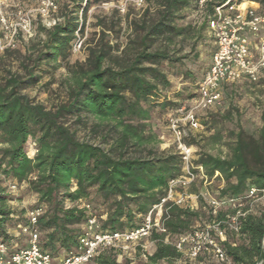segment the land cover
I'll use <instances>...</instances> for the list:
<instances>
[{"label": "trees", "instance_id": "obj_1", "mask_svg": "<svg viewBox=\"0 0 264 264\" xmlns=\"http://www.w3.org/2000/svg\"><path fill=\"white\" fill-rule=\"evenodd\" d=\"M99 1L67 0L61 22L42 29L44 39L33 61L35 67L41 62H66L74 34L82 27L78 13L85 19L89 5ZM146 1L152 3L154 15L148 20L149 10L146 9L141 18L134 21L135 53L126 56L122 51V56L113 57V49L105 41V31L101 30L96 43L86 47L85 62L75 64L78 66L75 70L68 67L73 79L65 104L46 110L22 95L20 91L25 82L37 78L25 68L28 80L8 72L0 87V145L3 146L0 172L11 184L16 187L25 184L28 191L37 196L31 211L43 210L36 223L39 247L54 261L76 251L91 216L96 218L101 232H124L139 227L150 209L165 196L167 182L181 174L180 156L157 152L150 146L154 137L145 135L151 110L165 109L170 104L163 94L169 83L157 66L164 62L177 63L180 59H173L167 51H151L150 48L157 39L169 44L191 30L190 26L185 29L175 24L177 14L183 9L199 12L202 17L199 27L207 29L214 7L221 2L207 0L200 9L199 0ZM242 1L237 0L238 4ZM66 116L74 117L78 123L84 118L96 119L94 132L102 124L108 125L100 136V141L107 143L108 148L79 141L60 124ZM261 122L257 138L242 131L234 134L227 157L202 153L192 162L193 172L199 174L198 168H201V180L206 182L217 176L223 181L218 200L243 198L250 186L264 188V115ZM31 142H35L37 150L33 159L26 154ZM81 201L85 202L84 207L79 206ZM6 202L8 197L0 193V240L11 249L14 238L7 232L8 224L18 225L19 222L23 228L28 222L18 220ZM99 207H103V211H99ZM166 207L163 227L172 239L193 229V223L199 219L198 209L170 204ZM231 213L221 209L212 216L208 209L210 220H221ZM263 235L264 210L255 209L240 219L238 235L229 233L222 247L232 264H255L264 258ZM150 238L154 251L146 256L143 264L172 263L181 258L171 244L163 242V235L153 232ZM59 252L64 256L56 258ZM117 255L113 249H106L90 262L130 264L129 261L119 263Z\"/></svg>", "mask_w": 264, "mask_h": 264}, {"label": "rangeland", "instance_id": "obj_2", "mask_svg": "<svg viewBox=\"0 0 264 264\" xmlns=\"http://www.w3.org/2000/svg\"><path fill=\"white\" fill-rule=\"evenodd\" d=\"M58 6L57 17L61 19L63 7L67 0H55ZM124 0H101L98 3L89 5L85 19L82 13H78V21L81 31L75 33L82 41V46L78 51H74L75 40L72 43L71 51L66 62L57 60L56 62H41L39 66H34L33 61L40 43L44 39L42 29L46 27V21H41L36 14L39 0H0L1 12L5 16L7 29L0 25V40L9 37L18 24L19 15H28L31 19V32L29 35L17 32L9 43L4 40L6 46L0 51V87L4 85L7 73L28 80V75L23 68L31 71L37 77L28 80L22 87L20 93L26 96L33 104L42 105L46 110H54L67 101V89L72 82V71L78 68L75 64H83L86 59V47L93 46L99 39L101 30L105 31L108 45L112 47V56H122L125 51L126 56L135 53L137 48L134 21L141 18L143 11L149 10L148 20L154 15L152 3H147L143 9H136L128 6L125 13L118 12L114 6L119 5ZM202 17L199 12L192 8L181 10L177 14L175 24L178 27L191 30L175 38L171 43H164L163 39L153 42L151 51H167L173 59H180L177 63H161L157 68L165 75L169 88L163 94L170 101L165 109L154 108L150 112L145 135L154 137L150 145L159 153H176L177 149L174 140L168 130V119L174 115L181 106H187L191 99L196 97V85L201 80L206 71L211 55L214 51L213 39L207 29H200ZM75 38L76 34H74ZM10 45H9V44ZM8 45V46H7ZM33 81V82H31ZM30 82V83H29ZM129 97V94H126ZM264 115V81L249 83L239 81L233 84H225L223 89V99L219 106L211 108L206 112H198L194 115L196 128L191 125H182L186 136L184 141L192 149V162L196 161L199 154H208L214 157H227L229 148L234 141V134L242 131L247 136L257 138L261 128V118ZM98 121L94 118H84L81 123L75 121L74 117L66 116L60 120V124L75 134L79 141L108 148L107 143L100 141V136L104 135L106 124H102L99 130L93 131V126ZM3 146L0 145V150ZM1 155V153H0ZM10 180H7L0 172V193L8 197L6 205L13 210L18 220L26 219V215L36 205L37 196L28 191L25 184L10 190ZM223 186V181L217 176L211 180L203 181L197 178L194 185L187 189V194L193 197L191 203L194 209L199 211V219L193 223L194 228H200L211 221L208 216V199H217L218 190ZM203 197V198H202ZM71 204L67 203V206ZM85 202H79L80 207H84ZM99 207V211H103ZM256 209H264L257 203ZM222 211H227L226 208ZM18 225L9 223L7 232L14 238L12 250L24 248L27 245V236L21 231V223ZM131 250L123 254L118 260L119 263L129 261L130 264H143L146 256L154 251V243L149 239L143 240L140 244L131 246ZM63 252H59L55 257L61 258ZM118 256V255H117ZM216 264L212 257H204L197 261V264ZM87 264H94L89 262ZM160 264H192L184 257L172 263L161 262Z\"/></svg>", "mask_w": 264, "mask_h": 264}, {"label": "built area", "instance_id": "obj_3", "mask_svg": "<svg viewBox=\"0 0 264 264\" xmlns=\"http://www.w3.org/2000/svg\"><path fill=\"white\" fill-rule=\"evenodd\" d=\"M205 1L207 0H199L200 9ZM217 1L221 3L214 7L207 22V29L214 43V51L198 84L196 97L191 99L187 106L181 105L168 119V130L175 142L177 154L180 156L181 174L167 182L165 196L159 204L150 209L139 227L130 231L101 232L98 230L96 218L89 217L76 251L60 261H54L39 247L36 223L43 214V210L29 211L26 215L28 225L21 228L22 233L27 236V245L11 251L0 240V264H87L98 253L106 249L116 251L117 259L120 260L123 254L131 250V246L149 239L153 232L163 235V242L171 244L176 252L189 263L197 264V261L204 257H212L216 264H232L223 250L222 243L226 241L229 233L238 235L240 219L253 213L257 208V203L264 208V188L258 189L250 186L243 198L208 199L206 205L212 216H215L222 208L232 213L227 214L221 220L214 218L202 227L193 228L174 239L164 229L162 219L163 212L167 210L166 205L194 210L191 200L198 198L186 192L199 175L201 176L202 171L201 168H198L199 174L192 171V149L184 142L186 133L181 124L196 128L197 124L193 121L194 115L220 105L223 99V85L239 81L256 83L264 78V0L257 3L255 9L246 10L238 7L241 3L238 4L237 0ZM128 6L143 9L145 0H124L114 8L120 13H125ZM57 13L58 6L55 0H39L36 14L41 21H46L47 28H52L61 22ZM19 16V22L15 25L11 35L4 38V40L8 39L9 43L12 42L17 32L25 35L31 32L30 17L28 15ZM0 25L7 29L1 6ZM75 34L77 38H75L74 51H78L82 46V41L77 33ZM246 35L255 37V42L250 45L246 41ZM4 40H0V51L6 47ZM36 152V144L31 142L27 148V157L33 159ZM15 188L13 184L9 186L10 190H15ZM261 247L264 252V235ZM255 264H264V258Z\"/></svg>", "mask_w": 264, "mask_h": 264}, {"label": "crops", "instance_id": "obj_4", "mask_svg": "<svg viewBox=\"0 0 264 264\" xmlns=\"http://www.w3.org/2000/svg\"><path fill=\"white\" fill-rule=\"evenodd\" d=\"M240 9H255L257 7L256 2H252L249 0H243L241 4L238 6ZM246 41L251 45L252 43L255 42L256 38L250 35L245 36ZM190 104V103H189Z\"/></svg>", "mask_w": 264, "mask_h": 264}]
</instances>
